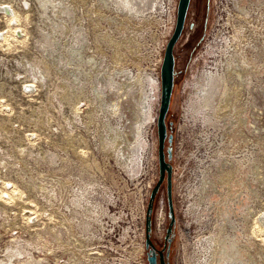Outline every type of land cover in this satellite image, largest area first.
I'll return each mask as SVG.
<instances>
[{
	"label": "rangeland",
	"instance_id": "rangeland-1",
	"mask_svg": "<svg viewBox=\"0 0 264 264\" xmlns=\"http://www.w3.org/2000/svg\"><path fill=\"white\" fill-rule=\"evenodd\" d=\"M75 1L76 0H72L70 2V0H66V3L69 4V7H74L76 12L74 13V17L72 16L70 20L71 24L73 23L72 25L75 24L74 26H72L74 31L72 32L70 37H74L73 35H75L76 37L78 36L77 38H80V34L82 32L83 34H85L87 40L89 38L88 42L92 49L98 46L96 45V38H94L96 34H98L96 35V37L99 36L102 39L105 37L102 41L104 44L102 43L101 48L103 47L102 50L105 51V55L108 54L109 56H105L104 59H112L110 60V62L113 63V53L116 49H122V51L126 52V55H128L127 60L124 63L127 64V66L125 65L123 67H126L129 70H133L134 73L140 72L142 74V81L144 82V85H146L144 88L141 87L140 83L135 85V96H121V99L119 100V102L121 103L118 108V112H112L109 108H106V105L102 107L100 103L98 104L96 100L94 101V99H92L93 101L91 100L90 102V96H92L93 94H91L90 92L87 93V91H90L92 89V82H90L89 84V81L84 78L86 77L85 73L90 70V65L88 64L89 61L87 59L89 51H86L84 53L82 52L81 54L79 53L77 55L73 54L72 56V53H70L71 50L69 48V45L67 42H65L66 40L62 41L58 38V41L54 40V44L52 45L48 42V39L46 40L47 36L50 35L49 29H52L51 27L53 26V24L51 23L52 21L50 22L49 19L43 17L42 13L45 12L46 9L43 8V4L40 0H12V7L15 10L12 11L11 8V11L9 10L11 13H8L10 15H0V129L16 130L18 132V135L16 137H21L25 140L26 143L38 144V142H40L37 151H35L37 152L40 159L37 160L32 157V160V158L28 156L24 161V165H26L25 177L27 180V187L24 191L25 198L22 203H27L28 211L31 210L35 214L41 215V220L43 223L45 222L44 224H46L47 222H49L48 224H50L51 216H46L44 213L43 207L46 206V202L44 199L42 200L40 198V193H42L41 189L47 191L48 188H50V175L52 174L51 168L52 166H56L54 162L57 163L56 172L59 177L58 190L61 203L66 201L65 199L69 200V196L70 200L72 199V192L74 191L75 187L82 185H86V187H88L92 185L93 187L90 190H94V192L95 190L97 191L95 194V196L97 197L96 199H105L102 201L103 205L109 198H117V204L119 206L121 205V207H126L128 204L126 203L124 193H127L134 188V185L136 184L135 177H139V173L141 174V177L143 179H151L152 165L150 164H154L156 160V148L154 146V141L155 135L157 136L156 115L160 99V67L164 54V49L161 51V53H159V50H161L163 45L161 36L159 35V37H155L153 42H150V49H144V47L142 46L146 43L147 40L145 39V36L147 37V34H145V32H148V29L152 23L150 20V15H152L154 11H159L160 4L163 1H165L166 5L169 1L168 8L169 6L171 7L172 4L170 0H157V3L155 2L156 5L154 4L153 8H147L148 10H146L145 14H147L148 16L144 14L140 20L134 21L137 23V25L136 23L131 24L132 28L125 27L126 25L124 24L126 23L124 22H122V24H117L114 21L115 13L112 12L111 9H107L106 5H104L103 3L101 4L100 2H98L97 4L95 3L96 0H85L88 2H85L83 0H77L76 2ZM244 1L250 5L259 2V0ZM0 2H2L3 4L6 3V0H0ZM147 2L148 3H146V0H144V2H140V4L142 6L149 5L150 0H148ZM230 5H232V3L230 4V0H192L185 30L179 40V43L176 46L175 54L177 75L175 77V87L169 119L173 123L171 132V134L173 135V142L171 144L173 157L171 159V163L173 164L174 162L176 168L180 170L182 169V165L184 163L183 156L181 155L180 157H178V153L176 152L175 157L174 154L176 146L177 148L179 146V142L182 144V146L184 145L185 147H187L191 152L192 149H195L193 139H195L194 136L196 134V131L198 133H202V131H204L212 138H214L216 134H219V132L217 133L216 129L211 128L208 125L205 126L202 120L199 121L193 116L189 117V115L186 117V108L188 107L187 101L190 97V92L193 89L192 83L197 77L201 79L202 72L205 69H208L210 67L212 68L216 65V63H218L222 52H224L227 47L224 36L232 34V28L228 27V25L226 24L227 16L229 14L228 9L229 7H232ZM88 9L90 10L89 12H91V16L93 15L94 18L92 19V17H90L91 19H89V21H81V19H79L76 22V18H82L83 16L84 19L83 12L85 10L86 13ZM94 9L99 10V12L102 14L93 11ZM98 13L100 15V18ZM170 13L171 25V22L175 17V10H171ZM95 17L99 22L95 19ZM107 19L109 21H106ZM167 19H169L168 16ZM92 20L95 22H92ZM96 21L98 24H96ZM102 21H105V23H103ZM80 22L83 23L82 26ZM120 27H123L121 29V33L119 32ZM116 29L117 32L114 31ZM166 31L168 33V28ZM102 34H104L105 36ZM114 34L117 36L114 37ZM171 34L172 33H170L168 36H165L164 45H166V41ZM128 35L130 37H134L136 42L123 43L121 40H123V37H128ZM54 39L56 38L54 37ZM108 40L112 42L114 41V46L113 44H111L112 42H110L109 44ZM229 41L231 42V38ZM63 42L65 45L63 44ZM214 43L216 44V46H214ZM222 44L224 46H222ZM59 47L60 49H58ZM66 47L68 49H66ZM129 47H132L133 49H129ZM243 48L245 47H242V49ZM50 50L52 52H50ZM151 50L154 52L152 56L154 60L152 64L146 67L145 63L143 62V58H147L148 55L146 51ZM65 52L68 53L66 54ZM49 53H51V55ZM42 56H44V58H42ZM46 56L48 58L47 61ZM261 56L264 57V54L261 53ZM100 57H102V55L99 54V58ZM41 58L45 60H41ZM51 59H56L57 66H53L54 61ZM59 59L61 60L60 62ZM75 60L77 61L75 62ZM41 61L44 62L42 63ZM70 61L73 62V65L75 64L74 69L77 68L76 70L79 72L78 73L75 70V73L77 72L76 74H78L79 76L69 75L70 78L68 77L67 66L69 64L67 63H69ZM131 61L136 62V66H134ZM37 62H39V66L37 65ZM77 62H79L80 64L78 63L76 65ZM45 63L48 66L50 64V66L47 68V65ZM84 63L87 65L84 66ZM51 67H53L55 70ZM57 67L61 68L59 69L60 71L58 70L59 72L57 71ZM145 73L150 77V81L148 83L144 81L145 75L143 74ZM74 77L77 78V81L71 82L72 78ZM124 77L125 76H123V78ZM83 78L85 81L83 80ZM257 78H259V75H257ZM229 81V85L225 87V92L232 87L233 78ZM62 82H64V84L70 82L72 85L70 83L69 84L76 88L70 87L68 83L65 86ZM102 83H104L103 86H101ZM102 83H99V87H104L106 85V82ZM68 89L70 91H67ZM84 92H86V94H88L90 98L86 96ZM103 92L106 97L105 99H108L107 107L113 106L114 108H117L115 107L116 104L114 101L116 100V96L120 94V91L116 92L117 95L112 94L111 92L113 91L110 92L109 88H106L105 90H103ZM63 93L65 94L63 95ZM77 95L81 100L79 99V97H77ZM255 96V103L257 105L258 112L257 122L258 125H262L261 127H263L264 129V94L259 92L255 93ZM61 98H63V100ZM105 99L103 101H105ZM150 100L153 101L151 102ZM258 109H261L260 113ZM89 111H91L90 114ZM123 113L125 114L124 116H127L128 123H125L123 119V122L118 126L117 119L118 117L121 118L123 116ZM194 120L196 122H194ZM124 123L127 126V128L125 129H123L122 125ZM216 125L218 126L219 124L215 123V126ZM194 127L196 129H194ZM221 127L223 126L221 125ZM113 129L120 131L122 134L121 139L123 140L122 144L119 147H124L122 151H125V156H128L129 163L124 162L123 164H121V162L116 159V156L113 155V151H108L107 154L103 146H101L102 133L105 132L104 140H106L109 132L112 133ZM70 130L73 131L71 132ZM255 136H257V134ZM258 137H260V135H258ZM226 139L227 140L225 141V143H229V139ZM247 141L249 143H239L241 146L237 144L238 142H234L235 144L232 142L233 146L237 147L234 149V151H237L240 148H248L250 145H254V142H252L250 139H247ZM53 143H55V145H53ZM247 143L250 145H248ZM211 148L210 150H213ZM201 150L202 148H200V151ZM202 151L204 159H206V162H208L209 158H207L206 150L203 149ZM224 151L225 153H227L230 150L229 148H225ZM53 153L57 154V161H52L51 158L53 157ZM216 154L214 153V156H216ZM233 154H235V152H233ZM238 157L236 158L238 159ZM261 159L263 160V166L261 168L262 170L264 169V158L262 157ZM247 162L245 166L249 164H247ZM190 163L192 164V161L189 162V164ZM228 166H230V163L228 164ZM228 166L223 165V167H220L222 169V172L220 173V177H222V179L227 176L225 173H223V171L228 168ZM209 168L211 169L212 166H210ZM246 168L244 167L243 169L244 173H237V170L235 169V172L233 173L234 175H229V177L227 178L229 181L232 179V181L235 182V185H237L235 189L233 188V191L236 192V195H234V193L232 192L234 195L232 199H226L224 194H222L221 197H218L213 196L205 191L204 194L208 195V197L206 201L202 203L199 200L200 197L198 198L199 193L197 191H193L192 193V190L190 189V192H188L191 194H189L186 192L187 190L181 191L179 186L177 187V183H175V187L179 189L177 191L175 190V192L173 191V204L176 222L173 228L174 233L172 235L169 264H186L185 245H187L188 242H194L197 236L208 235L209 228L204 227V225L205 220L208 219L209 216L214 218L213 220H219L220 215H231L232 210H237L238 213H241L244 207L246 213L249 212L248 210H250L249 208H251V205H254V198L249 195V199H245L243 196L244 191L242 190L246 189V185L249 179H251L248 175L252 177V171L250 167ZM136 173L138 174L137 176L133 175ZM181 173H179L178 170V176H180ZM207 173L209 176L212 175L208 169ZM194 174H196V170H194ZM240 175H242V177H240ZM181 178L182 177H180V179ZM243 182L246 183L245 186H242ZM52 185L54 186V184ZM226 185L228 186V183H226ZM226 185L222 187V192L226 190ZM189 186H191V184H189ZM258 186L259 183L257 184L256 182L254 187H257L260 196L255 198V203H258L256 210H261L264 209V182L263 184H260L259 187ZM200 187H202V185ZM210 190L213 192V189L208 188V191ZM80 191H83V189H80ZM37 192H39V195ZM237 193L240 194L237 195ZM20 194H22V192L17 190L15 194L11 193V198H13V200H19L18 195ZM160 196L164 199L165 209L162 225L159 224L156 219V206L158 204V198ZM221 198L223 199L224 204H222V200H220ZM188 199L192 201L194 199V201L191 202L188 207H186ZM155 201L154 211L152 213L151 239L159 248V246L163 244V241L165 242L166 230L170 219L168 215V203L165 188H162ZM107 203L108 201L106 202V204ZM10 204L11 202L8 201L4 202L3 205L9 208ZM191 205H195L192 209V211L195 209V213L197 212L195 215L191 210H188ZM125 209H127V207ZM63 211L64 209L61 205L60 212L62 215L60 219L62 221H64L63 219H66ZM96 213L97 212L95 211V214ZM30 214L32 213L30 212ZM91 215V222L93 223L94 213H91ZM107 215L109 217L111 216L108 213ZM235 217H237V214H235ZM250 217L252 218L251 214ZM251 218H249L248 215V218L242 217L239 220H236L238 221L237 226L242 228L244 227L243 230H238L239 234L246 235V233L249 232V228H251L252 226ZM201 221H204V223L202 224ZM206 224L209 225L210 223H207L206 221ZM29 225L30 223H28V226ZM221 226L223 225H216V227ZM32 229H34V227H32ZM46 229H49V227H47ZM144 230V234L146 235V220ZM140 231L141 230H138V232H136L138 237L142 236V232ZM34 234L35 233L33 231H29L27 239H37V235ZM224 240L226 241V239ZM52 242L56 245L58 244L57 241ZM257 243L261 246V248H264V240L259 239ZM140 246L141 245H137V248L139 247V250L136 252L134 250L135 248L133 249V252H131V248L124 249L120 252L118 251L116 254V256L118 257L117 264H132V262L133 264H148V254L146 251V247L145 249H142L140 248ZM68 247H70L71 249V243L68 244ZM231 247L232 249H235L234 246L231 245ZM255 249H257V254H260V252L258 251L260 249H258V247H255ZM243 250H246V254L248 253L247 247H244ZM61 251L62 250H59L58 252L60 254L59 257H63L61 259L67 260L68 254L64 251ZM229 253L235 254V251L232 250ZM4 254L5 253L0 254V259L4 257ZM41 255L46 257L49 264H54L56 255H54L53 251H41ZM135 255H137L138 258L136 260H133V257ZM89 264H94V262Z\"/></svg>",
	"mask_w": 264,
	"mask_h": 264
},
{
	"label": "bare ground",
	"instance_id": "bare-ground-1",
	"mask_svg": "<svg viewBox=\"0 0 264 264\" xmlns=\"http://www.w3.org/2000/svg\"><path fill=\"white\" fill-rule=\"evenodd\" d=\"M40 1L43 4V8L46 9L45 12L42 13L43 17L49 19L50 22L52 21L51 23L53 24V26L51 25L52 29H49L50 35L47 36L46 40L48 39L49 40L48 42L51 45L54 44L53 43L54 40H57L58 38L62 41L66 40L65 42L68 43L69 48L71 50L70 53H72V56H73V54L77 55L79 53L81 54L82 52L84 53L86 51L87 52L89 51L87 59L89 61L88 64L90 65L89 66L90 70L87 73H85L86 77H84V78H86L87 81H89V84H90V82H92V86H91L92 89L91 90L89 89L90 91H87V93L90 92L93 95L90 96L91 97L90 98L88 96V94H86V92H84V93L86 94V96H88L90 98V99L88 98L90 100V102L92 99H94V101L96 100V102L98 104L100 103V105L102 107L106 105V108H109L112 112H118V108H119L120 103H121V102H119V100L121 99V96H129V97L135 96L136 94L134 93L135 92L134 87L138 83L141 84L142 88L145 87L146 84L144 85V82L142 81V74L140 72L134 73L133 70H129L128 68L123 67L125 65L127 66V64H124V63L126 62L128 55H126L127 53L122 51V49L121 50L116 49L115 52L113 53L112 58H113V61L115 63L110 62V60H112V59H110V60H109V58L104 59V57L108 55V54L105 55V53H104L105 51L102 50L103 47L101 48V45L103 43L102 41L105 37L103 39L99 36L96 37V35H98V34L95 33L96 35L94 38H96V41H97L96 45H98V46L97 47L94 46L95 48H93V49L89 45V42H88L89 38L87 40L85 37V34H83L81 31H80L81 32L80 38H77L78 36L76 37L75 35H73L74 37H70V35L74 31L72 26L75 25V24L72 25L73 23L71 24L70 20H71L72 16L74 17V13H76V12H75V8L73 6H72L73 8H71V6L69 7V4L66 3V0H40ZM71 1L72 0H70V2ZM83 1H85V0H83ZM147 1L148 0H146V3H148ZM156 1L157 0H150L149 5H143V6L140 4V2H144V0H100V1L96 0L95 3H97V4H98V2H100L101 4L103 3L104 5H106L107 9H111L112 12L115 13V17H114L115 20L114 21L117 24H119V23L122 24V22H124V23H126V24H124V25H126L125 27L132 28L131 24L136 23L134 21L140 20L143 17V15L146 13V10L153 8ZM85 2H88V1H85ZM231 3H232V5H230V6H232V7H229V9H228L229 14L227 16L226 24L228 25V27L232 28V34L224 36L227 47L224 50V52H222L223 50L221 51L222 55L220 56V60H218V63H216V65L212 68L210 67L208 69H205L202 72L201 79H199L197 77L195 79V81L192 83L193 89L190 92V98L188 100L189 105L186 108V110H187L186 117L189 115V117L193 116L195 119H197L199 121L202 120L203 124H205V126L208 125L211 128L216 129L217 133L219 132V134H216L214 136V138H211L210 135L206 134L203 137L204 140H202V142H201L203 148L206 150L207 158H209V159H208V162H206V160L205 161L203 160L204 164L202 166V179H203L202 180V187H199L197 189V192L199 193L198 198L200 197L199 198L200 202L204 203L208 197V195L204 194L205 191H207L209 194H211L213 196L221 197L222 194H224L226 199H232L234 197V195H236V192L233 191V188L235 189L237 185H235V182L232 181V179L229 181L227 178L229 177V175H234L233 174L235 172L234 170L238 166V168L236 169L237 173L238 172L244 173V171H243L244 167L245 168L250 167V169L252 171L251 172L252 177L250 175H248L251 178L248 181L249 184L247 183V185H246L245 182L242 183V186L246 185V189H244L242 191H244L243 196L245 199L246 198L249 199L250 196L254 198L253 199L254 205H251V208H249L250 210H248L249 212H247V213H246V210L244 207L243 211H241V213H238L237 210H235V211L232 210V214L230 213L231 215L221 216L219 214L220 215L219 220L218 219L213 220L214 218L209 216L208 219L205 220V225H204V227L209 228L208 235L197 236L196 239L194 240V242L191 241V242H188L187 245H185L186 246V249H185L186 264H264V248H261V246L257 243V241L259 239L264 240V209L256 210L258 203H255L256 202L255 198L260 196V194L258 193L259 191L257 190V187H254L256 182H257V184L259 183V186H260V184H263V182H264V174H263L264 169L261 170V168L263 166L262 165L263 160L261 158L262 157L264 158V129H263V127H261L262 125L261 126L258 125V122H257V117H258L257 113L258 112H257V105L255 103L256 102L255 93L260 92V93L264 94V57L261 56V53L264 54V0H259L258 3H254L252 5L247 4L244 0H230V4ZM3 4H2V6H3ZM66 4H67V6H66ZM96 8H98V7H96ZM100 8H101V6H100ZM0 9L2 11H4V9L2 7H0ZM14 10L15 9H13V7H12V11H14ZM100 10H103V9H100ZM89 11L90 10L88 9L85 13V10H84V12H83L84 19H83V16H82V18H76V22L79 19H81V21L82 20L89 21V19H91L90 17H92V19H93L94 17H93V15L91 16V12H89ZM91 11H92V9H91ZM93 11L99 12V10H96V9H94ZM99 13H98V15H99ZM100 14H102V13H100ZM145 15L148 16L147 14H145ZM76 16H77V14H76ZM99 18H100V15H99ZM111 18H113V17H111ZM146 18H148V17H146ZM95 19L98 21V19L96 17H95ZM104 19H106V18H104ZM97 21H96V24H98ZM106 21H109V20L107 19ZM92 22H95V21L92 20ZM174 22H175V17H174V20L171 22V25H170V22L168 23V26H169V27H167L168 33L172 32L173 27H174ZM80 23L82 26L83 23L82 22H80ZM103 23H105V21ZM60 25H61V27H60ZM136 25H137V23H136ZM136 25H134V26H136ZM122 28L121 27L119 28L120 33H121ZM117 29L114 31L117 32ZM102 35H104V34H102ZM61 36H64V37H61ZM116 36L117 35H115L114 37H116ZM54 37L56 39H54ZM226 38H229V39H226ZM230 38H231V42L229 41ZM90 39H91V37H90ZM121 41L123 43H125V42H127V43L128 42L129 43L134 42L135 43L136 42L135 38L130 37L129 35H128V37H123V40H121ZM110 42H112V41L108 40L109 44H110ZM113 42L111 44H113ZM67 43H66V45H67ZM60 44H59V46H60ZM63 44H64V42H63ZM63 44H62V46H63ZM216 44H217V42H216ZM216 44L214 46H216ZM115 45H116V43H115ZM211 45H212V43H211ZM113 46H114V44H113ZM222 46H224V45L222 44ZM54 47H55V45H54ZM242 47H245V48L242 49ZM52 48H53V46H52ZM89 48L92 51H90ZM125 48H128V47H125ZM58 49H60V47ZM66 49H68V48L66 47ZM129 49H133V48L129 47ZM51 50H50V52H52ZM65 53L67 54L68 52H65ZM49 54L51 55V53H49ZM99 54L102 55V57L99 58ZM47 56H46V58H47ZM61 56H64V55H61ZM42 58H44V56H42ZM42 58H41V60H45ZM61 59H62V57H61ZM65 59H68V58H65ZM160 59H162V58H160ZM47 60H48V58L46 59V61ZM51 60L54 61L53 66H57L56 65L57 64L56 59H51ZM53 61H52V63H53ZM60 61L61 60L59 59V62ZM64 61H66V60H64ZM76 61L77 60H75V62ZM79 62H77L76 65ZM38 63L39 62H37V65H38ZM85 63H84V66L87 65ZM63 64H66V63H63ZM67 64H69L67 66L68 77L70 78L69 75L79 76L78 74H76L78 72L76 70L77 68L74 69L75 64L73 65V62H71V61ZM132 64L134 66H136L137 63L133 61ZM49 66H50V64H49ZM49 66L47 65V68ZM58 67H59V65H58ZM58 67H57V71L59 69H61ZM60 67H61V65H60ZM51 68H53V67H51ZM75 70L77 71L76 73H75ZM85 74H83V75H85ZM143 75H145L144 81L146 83H148L150 81L149 80L150 77L147 76L146 73ZM257 75H259V78H257ZM123 76H125V77L123 78ZM81 77H80V80H81ZM63 78H61V79H63ZM84 78H83V80H84ZM232 78H233L232 87L228 91L225 92V87H227L229 85V83H230L229 80ZM61 81H63V80H61ZM66 81H67V79H66ZM74 81H77L76 77L72 78L71 82H74ZM100 82L101 83L106 82L105 83L106 85L104 87H101L104 85V83H102V85L99 87ZM62 83L64 84V82H62ZM67 83H65L64 85L66 86ZM257 84H259L260 86ZM71 85H70V87L76 88V87L71 86ZM67 87H69V86H67ZM56 88H57V84H56ZM106 88H109L110 92L113 91L111 93L114 95H117L116 92L120 91V94H118L116 96V100L114 101L116 104L115 107H117V108H114L113 106L107 107L108 106L107 105L108 99H105L106 97H105V94L103 92V90H105ZM155 88H156V86H155ZM223 88H224V90H223ZM258 88H260V89H258ZM79 89H81V88H79ZM61 90H63V89H61ZM67 91H70V90L68 89ZM64 94L65 93H63V95ZM75 94H78V93H75ZM80 94H79V96H80ZM150 94H152V93H150ZM79 96L77 95V97H79ZM59 97H60V94H59ZM61 99L63 100V98H61ZM65 99H64V101H65ZM67 99H69V98H67ZM79 99H80V97H79ZM104 99H105V101H103ZM63 103H65V102H63ZM258 111L260 113L261 109H258ZM90 113H91V111H89V114ZM194 122H196V121L194 120ZM215 123H218L219 125L215 126ZM221 125L223 127H221ZM72 131L73 130H71V132ZM104 133H102V137H101V144H102L101 146H103V148L105 149L107 154H108V151H111V152L113 151V153H114L113 155L116 156V159H118L119 162H121V164H123L124 162L129 163L128 162V156H125V154H124L125 151L124 152L122 151L124 149V147H121V148L119 147L122 144V140H123V139H121V136H122L121 132L113 129L112 133L109 132V135H108V137H106V140H104V138H105ZM204 133L205 132L202 131L201 135ZM256 134H257V136H255ZM258 135H260V137H258ZM226 138L229 139V143L228 142L225 143V141L227 140ZM247 139H250L252 142H254V145L248 144L249 142L247 141ZM232 142L233 143L238 142L237 144H239V143L243 144V143L248 142L247 144L250 146L248 148L245 146L246 148H240L237 151L236 150L234 151V149L237 147H234ZM240 144H239V146H241ZM235 146H237V145H235ZM211 147H213V148H211ZM210 148L213 150H210ZM225 148H227V149L229 148L230 151L225 153V151H224ZM233 152H235V154H233ZM214 153L215 154L217 153L216 156H214ZM210 157H211V159H210ZM236 157H238V159ZM246 162H247V164L249 163L247 166H245ZM229 163H230V166H228ZM223 165L224 166L227 165L228 168H226L223 171V173H225L227 176L222 179V177H220V173L222 172V169L220 167H223ZM210 166H212L211 169L209 168ZM207 169L212 174L211 176L208 175ZM240 177H242V175H240ZM246 179H248V178H246ZM226 183H228V186L226 185ZM224 185H226L225 186L226 190L224 189L225 191L222 192V187ZM88 187H86V185L78 186V187H75L74 191L72 192V199L70 200V203H69V201L67 202V206H68V209L71 208V205L76 206L75 213L73 212L69 215L67 212L63 211L64 216L66 217V219H65L66 221H64V223L61 222V229L65 228L66 231L72 229V230H70L69 233H67V236L63 237V236H61V233L59 235L56 232L50 233V229H49L47 231V233L43 236V239L45 241H41L40 243L36 239L35 240L34 239L29 240L28 239L29 240L28 242L22 243V244L19 240L16 242H13V244L9 245L6 250L3 249V251L5 250V252H4L5 254H4V257H2L0 259V264H49L46 257L41 255V251L51 252V251H54L55 248H58V250H62L65 253H67L68 258H67V260H61V258H63V257H61V258L58 257L57 260L55 259L54 264H56L57 262H58V264H87L86 262H88V261H87V259H85V257L87 255L90 258L91 252L84 251L85 249L83 248V245H81V247L79 248L80 251L78 253L76 250L70 249V247H68V244H70V243L72 244V241L75 239V237L78 236L79 230H81L80 225H82V223H83V221H82L83 216L81 215L80 212L82 209L87 208V206H85L86 203H87V205H91V213L95 214V211H96L95 205L97 203H100V205H103L102 201L105 200V199H103V200L96 199L97 197L95 196V194L97 191L95 190V192H94V190L93 191L90 190L93 187L92 185H90ZM208 188L213 189V192L211 190L208 191ZM80 189H83V191H80ZM232 192L234 193V195ZM192 193H193V190H192ZM189 194H191V193H189ZM239 194L237 193V195H239ZM215 199H218V198H215ZM65 200L67 201L68 199H65ZM220 200H222V204H224L223 199L221 198ZM101 202H102V204H101ZM214 205H215V203H214ZM192 206L193 205H191L189 207L191 209V211L195 205L193 207ZM210 207H212V206H210ZM213 208H214V206H213ZM192 213L195 215L197 212L195 213V209H194L192 211ZM249 213L251 214L252 218L250 217ZM235 214H237V217H235ZM248 215H249V218L252 219V226H251V228H249L250 230H249V232L246 233V235L239 234L238 230H243L244 227L242 228V227L237 226L238 221H236V220H239L242 217L248 218ZM202 217H204V216H202ZM206 221H207V223L209 222L211 225L206 224ZM201 223L203 224L204 221L203 222L201 221ZM218 224L223 225V226L216 227V225H218ZM241 233H243V232H241ZM225 237H227V238H225ZM71 238H72V240H71ZM224 239H226V241ZM52 241H55V242L57 241L58 244L56 245ZM82 242H83V240H82ZM52 244H54V245H52ZM233 244H235V245H233ZM231 245L234 246L235 249H232ZM244 247H247V251H248L247 254L245 252L246 250L245 251L243 250ZM255 247L256 248L258 247V249H260V250H258L260 252V254L259 253L257 254V249H255ZM140 248L144 249V243L142 244V246H140ZM70 250L73 252L72 254L70 253L71 252ZM138 250H139V247L137 248V250H135V252ZM232 250L235 251V254L229 253ZM3 251H2V253H3ZM77 255H80V256H77ZM49 260H50V258H49ZM98 260H100V258H96L94 260H89V263L94 262V264H103L102 260L101 261H98Z\"/></svg>",
	"mask_w": 264,
	"mask_h": 264
},
{
	"label": "built area",
	"instance_id": "built-area-1",
	"mask_svg": "<svg viewBox=\"0 0 264 264\" xmlns=\"http://www.w3.org/2000/svg\"><path fill=\"white\" fill-rule=\"evenodd\" d=\"M170 2L172 4L171 7L169 6L168 8L169 1L167 5L165 4V1H163L160 4L159 11H156L152 15H150V20L152 23L148 29V32H145V34H147V37L145 36V39L147 40L146 43L142 46L144 47V49H150V42H153L154 38L157 36L159 37L160 35L163 45L161 50H159V53H161L163 49L165 50L166 45H164V38L170 33H167L166 31L168 27V22H170L171 20L170 11L175 10L176 22L178 0L177 2L176 0H170ZM12 5V0H6V3H4L3 6L2 2H0V7L4 9V11L0 9V15H10L8 13L9 10L12 8ZM167 16L169 19H167ZM146 52L148 57L143 58V62L147 67L148 65L153 63L154 59L152 58V56L154 52L152 50ZM124 115L125 114L123 113V116L121 118L118 117V126L123 122V119L125 123L127 122L128 118ZM125 123L122 124L123 129L127 128ZM195 127L194 129H196ZM200 134L201 132L198 133L196 131V134L194 136L195 139H193L195 149H192L191 152L184 145L183 147L180 142L178 143V148L176 146V150L174 153L175 157L176 152L178 153V157L182 155L184 163L182 165L181 170L176 168L174 162L172 164V183L174 185V192L175 190L177 191L179 188L181 189V191L187 190V193L188 191H190V189L195 192L202 185V166L204 164L203 160L205 161L206 159H204L203 157L202 150L204 148L201 142L202 140H204L203 137L207 133L202 134V136ZM17 135L18 132L16 130L0 129V254L2 253L3 249L6 250L9 245L13 244V242H16L18 240L21 242V244L28 242L29 240L27 239V236L29 235V231H33L37 235L38 238L36 240L39 243L41 241H45L43 239V236L47 233L49 229L50 233L56 232L59 235L61 233V236L63 237L67 236V233H69L72 229L68 231H66L65 228L61 229V222L64 223L65 219H63L64 221L60 219L62 215L60 212V206L62 205L64 211L67 212L69 215L73 212L75 213L76 211V206L74 205H71V208L68 209L67 202L70 200V196L68 201H64L62 203L60 201L58 190L59 177L56 172L57 163L54 162L56 166H52L51 168L52 174L50 175V188H48L47 191L41 189L42 193H40V198L42 200L44 199L46 202V206L43 207L44 213L46 216H51L50 224H48L49 222L44 224L45 222H42L41 215H37L31 210H29L32 213L30 214V212L27 210V203H22L25 198L24 191L27 187V180L25 177L26 165H24V161L28 156H30L31 158L33 157L37 160L40 159L37 152H35L37 151L40 142H38V144L26 143L25 140L21 137H16ZM53 145H55V143H53ZM154 146L156 148V160L154 164H150L152 165V177L151 179L145 180L141 177L140 173L139 177H135L136 184L134 185V188L132 187V190L128 191L127 193H124L126 203L128 204L126 206L127 209H125L126 207H121V205L119 206L117 204V198H109L107 200V204L106 201L104 205H100V203H97L95 205V210L97 213L94 214V219L92 223L91 205H87L86 203L85 206H87V208L82 209L80 212L83 216V223L82 225H80V229L82 231L78 229V236L75 237V239L72 241L71 249L76 250L79 253V248L81 247V245H83V248L85 249L84 251L91 252L90 258L92 260L100 258V260L98 261L102 260L103 264H117L118 257L116 256V254L118 251L120 252L124 249L131 248V252H133L134 248V250H137V245L142 246L143 243L145 249L144 226L147 215L146 211L148 206V200L150 197L151 190L156 184L159 176L157 156L158 140L156 135ZM200 148H202L201 151ZM51 159L52 161H57V154L53 153V157ZM191 161L192 164H189V162ZM178 170L179 173L182 172L180 176H178ZM194 170H196V174H194ZM137 173L133 175L137 176ZM180 177L182 178L180 179ZM175 183H177V187L179 186V188L175 187ZM52 184H54V186ZM189 184H191V186H189ZM17 190L22 192V194L18 195L19 200H13V198H11V193L15 194ZM37 193L39 195V192ZM8 201L11 202L9 208L3 205L4 202ZM191 202L192 200L188 199L186 207H188ZM105 210L109 215H111L110 217L107 215ZM156 210L157 222L162 225L165 209L164 199L161 196L158 198ZM28 223H30L29 226ZM32 227H34V229H32ZM47 227H49V229H46ZM138 230H141L140 232H142V236L140 237H138L136 233L138 232ZM5 250L3 251V253L5 252ZM53 252L56 255L57 260L59 257L58 248H55ZM70 253L72 254L73 252L71 251ZM90 258L86 255L85 259H87L88 261L86 262L87 264L89 263V260H91ZM137 258L138 256L135 255L133 257V260H136ZM56 264H58V262Z\"/></svg>",
	"mask_w": 264,
	"mask_h": 264
},
{
	"label": "water",
	"instance_id": "water-1",
	"mask_svg": "<svg viewBox=\"0 0 264 264\" xmlns=\"http://www.w3.org/2000/svg\"><path fill=\"white\" fill-rule=\"evenodd\" d=\"M192 0H178L177 11H176V22L171 36L169 37L162 59V64L160 67V99L156 115V128H157V156H158V169L159 176L156 184L151 190L146 215V235H145V247L150 249L152 254H148L149 264H167L165 260L164 251L168 247L167 253L169 251V245L167 242L171 241V234L173 233V228L176 222V216L173 204V183H172V163L171 159L173 157L172 153V142L173 135L168 134L167 127V115L171 107L174 87H175V77L177 75L176 71V46L185 30L189 10ZM166 141L170 144L166 148ZM165 188L166 197L168 203V215L169 224L165 235V244L161 249H157L155 244L151 239L152 231V213L154 211V203L157 194ZM158 254V258H157Z\"/></svg>",
	"mask_w": 264,
	"mask_h": 264
},
{
	"label": "trees",
	"instance_id": "trees-1",
	"mask_svg": "<svg viewBox=\"0 0 264 264\" xmlns=\"http://www.w3.org/2000/svg\"><path fill=\"white\" fill-rule=\"evenodd\" d=\"M175 56H176V54H175ZM172 99H173V97H172ZM172 103V102H171ZM170 109H171V107H170ZM169 114H170V110H169V112H168V115H167V127H168V134H171V132H172V125H173V123L170 121V119H169ZM170 146V144L168 143V141H166V148L167 147H169ZM172 146V145H171ZM158 195H159V193L157 194V197H158ZM156 197V198H157ZM156 202V201H155ZM170 220V219H169ZM174 233V232H173ZM173 233L171 234V238H172V235H173ZM152 238V237H151ZM153 241V240H152ZM153 243H154V241H153ZM164 241H163V244L161 245V246H159V248H162L163 247V245H164ZM155 244V243H154ZM155 246H156V244H155ZM146 251H148V249H146ZM164 254H165V252H164ZM148 259V258H147ZM166 260V259H165ZM166 263L167 264H169V262L166 260ZM148 264H149V262H148ZM157 264H159V262L157 263Z\"/></svg>",
	"mask_w": 264,
	"mask_h": 264
},
{
	"label": "flooded vegetation",
	"instance_id": "flooded-vegetation-1",
	"mask_svg": "<svg viewBox=\"0 0 264 264\" xmlns=\"http://www.w3.org/2000/svg\"><path fill=\"white\" fill-rule=\"evenodd\" d=\"M189 97V96H188ZM190 98V97H189ZM189 100V99H188ZM188 102V101H187ZM188 105H189V102H188ZM188 210H191L190 208L188 209ZM171 237V236H170ZM166 242V241H165ZM171 243H172V238H171V241L170 242H167V246L169 245V251H168V253H167V250H168V247H166V249H165V259L169 262V257H170V250H171ZM165 244V243H164ZM156 248L157 249H161V248H158V246H156ZM147 254H152V251L150 250V249H148V251H147ZM159 256H158V254H157V258H158Z\"/></svg>",
	"mask_w": 264,
	"mask_h": 264
}]
</instances>
